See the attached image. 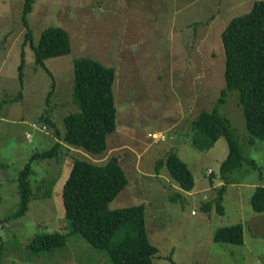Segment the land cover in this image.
I'll return each instance as SVG.
<instances>
[{
    "label": "rangeland",
    "instance_id": "1",
    "mask_svg": "<svg viewBox=\"0 0 264 264\" xmlns=\"http://www.w3.org/2000/svg\"><path fill=\"white\" fill-rule=\"evenodd\" d=\"M22 2L0 0V264H110L105 249L68 234L62 186L73 158L104 161L111 153L120 156L128 183L109 207L143 205L147 237L158 248L153 264H264V210L251 205L255 188L264 186V140L246 131L235 90L225 91L217 109L255 164L242 163L220 178L225 140L205 149L191 141L192 120L212 107L223 87L220 30L253 0H34L25 15L32 42L47 25L70 36V52L44 59L45 69L34 66L32 49L23 43ZM77 56L114 68L116 130L99 154L64 144L52 157L30 160L31 196L25 212L15 215L17 171L33 152L60 139L62 117L73 108ZM43 115L54 126L29 125L41 123ZM153 132H163L165 140L151 141ZM170 148L191 172V195L178 190L165 166L155 170ZM41 178L51 181L49 197L33 192L46 191ZM221 183L222 212L201 208ZM230 223L241 224V243L215 241L214 230ZM49 232L64 234V245L26 246L34 235Z\"/></svg>",
    "mask_w": 264,
    "mask_h": 264
},
{
    "label": "trees",
    "instance_id": "2",
    "mask_svg": "<svg viewBox=\"0 0 264 264\" xmlns=\"http://www.w3.org/2000/svg\"><path fill=\"white\" fill-rule=\"evenodd\" d=\"M33 2L34 0L22 2L20 22L23 27V43L27 41L32 49L34 66L44 68V59L70 52V36L61 26L47 25L40 30L34 44L25 18ZM190 25L191 23L188 24ZM219 37L223 59V87L220 88L212 107L209 110H201L192 120L191 141L197 148L205 149L219 137L225 140L226 152L218 166V175L221 178L226 172L240 167L242 163L255 164L253 158L243 153V147L238 144L229 121L218 112L217 107L223 101L226 90L237 92V105L240 107L246 131L264 140V0H253L249 9L232 15L220 30ZM21 67L22 51L17 69L20 70ZM72 67L73 108L62 117L64 130L60 139L54 140L47 149L33 152L17 171L15 181L18 208L15 215L25 212L31 196L30 160L56 155L59 148L64 146L62 143L99 154L108 148L107 134L116 130L117 110L112 93L114 68L88 56H77ZM48 96L49 93L46 98ZM45 116L40 117L41 123L31 122L29 125L41 130L45 129L46 125L54 126L50 118ZM119 159L120 156L116 153H111L104 161L73 158L62 186L64 217L70 225L68 234L79 233L93 246L105 249L110 264H153L154 257L158 256V248L147 237L143 205L117 209L109 207L110 201L128 183ZM163 166L179 191L193 190L194 180L191 172L173 149L166 150L157 159L156 172ZM210 173L211 171L207 172ZM38 183H41L46 191L34 189V194L41 193L42 196L49 197L51 181L41 178ZM210 186L212 184L209 188ZM36 187L38 189L39 184ZM223 187V183L219 184L211 200L203 201L201 208L208 210L212 206L217 213H221ZM251 205L254 211L264 210V186L255 188ZM213 239L218 242L241 243V224L218 226L214 230ZM64 243V234L49 232L34 235L26 246L38 250L62 246ZM1 252L0 243V256Z\"/></svg>",
    "mask_w": 264,
    "mask_h": 264
},
{
    "label": "built area",
    "instance_id": "3",
    "mask_svg": "<svg viewBox=\"0 0 264 264\" xmlns=\"http://www.w3.org/2000/svg\"><path fill=\"white\" fill-rule=\"evenodd\" d=\"M27 135V133L25 134ZM151 141H160V140H165V135L163 132H153L150 134ZM207 172H210L208 169ZM191 214H194V211H191Z\"/></svg>",
    "mask_w": 264,
    "mask_h": 264
},
{
    "label": "crops",
    "instance_id": "4",
    "mask_svg": "<svg viewBox=\"0 0 264 264\" xmlns=\"http://www.w3.org/2000/svg\"><path fill=\"white\" fill-rule=\"evenodd\" d=\"M62 144H64V143H62ZM123 155H124V154H123ZM207 188H209V187H207ZM207 188H206V189H207ZM186 192H187L188 195H191V194L193 193V192H191V191H186ZM184 193H185V192H184Z\"/></svg>",
    "mask_w": 264,
    "mask_h": 264
},
{
    "label": "clouds",
    "instance_id": "5",
    "mask_svg": "<svg viewBox=\"0 0 264 264\" xmlns=\"http://www.w3.org/2000/svg\"><path fill=\"white\" fill-rule=\"evenodd\" d=\"M65 144V143H64ZM68 145V144H67ZM219 185V184H218ZM214 185L210 186V187H213Z\"/></svg>",
    "mask_w": 264,
    "mask_h": 264
}]
</instances>
